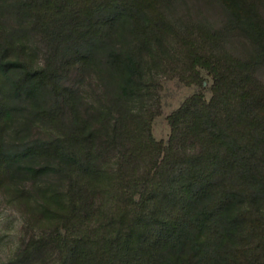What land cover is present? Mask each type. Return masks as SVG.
I'll return each mask as SVG.
<instances>
[{
    "label": "trees",
    "instance_id": "obj_1",
    "mask_svg": "<svg viewBox=\"0 0 264 264\" xmlns=\"http://www.w3.org/2000/svg\"><path fill=\"white\" fill-rule=\"evenodd\" d=\"M216 1L242 58L172 0H0V186L53 232L4 264H264V0ZM201 71L156 141L157 76Z\"/></svg>",
    "mask_w": 264,
    "mask_h": 264
},
{
    "label": "rangeland",
    "instance_id": "obj_2",
    "mask_svg": "<svg viewBox=\"0 0 264 264\" xmlns=\"http://www.w3.org/2000/svg\"><path fill=\"white\" fill-rule=\"evenodd\" d=\"M224 14L216 0H172L169 10L164 11V16L179 31L184 30L183 28L187 24H200L207 31L221 34L222 38L226 40L225 50L230 51L234 57L242 58L244 43L236 34L226 32V15ZM38 38V36L33 39L30 37V41H35ZM43 53L44 49L37 55L38 63L43 62ZM201 75L203 83L191 86H185L177 79L168 80L163 76H157L159 86L155 90L156 103L153 109L158 110V115L154 118L151 127L152 135L156 141L167 143L170 128L166 118L176 111L187 98L196 93H203L206 100L210 99L212 80L204 71H201ZM259 80L264 81V73L259 74ZM95 83L94 77L82 76L74 71L68 75L67 79V84L78 88L81 96L88 98L89 102H92L93 99L91 91ZM44 134L42 129H34L32 132L34 138ZM107 158V155L104 156V160ZM33 217L29 209L12 200V194L0 186V264L13 260L18 255L22 256L28 245L30 246L32 243L37 245L39 239L53 234L50 225L41 226ZM54 250L55 245L45 241L44 248L40 250L41 253L37 250L36 258L29 264H54L56 254Z\"/></svg>",
    "mask_w": 264,
    "mask_h": 264
}]
</instances>
